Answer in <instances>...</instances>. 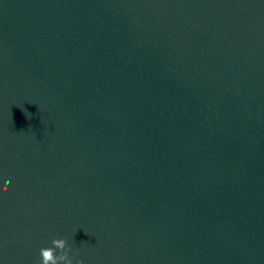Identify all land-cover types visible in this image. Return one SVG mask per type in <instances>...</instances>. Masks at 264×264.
<instances>
[{
    "label": "water",
    "instance_id": "1",
    "mask_svg": "<svg viewBox=\"0 0 264 264\" xmlns=\"http://www.w3.org/2000/svg\"><path fill=\"white\" fill-rule=\"evenodd\" d=\"M53 238L264 264V0H0V264Z\"/></svg>",
    "mask_w": 264,
    "mask_h": 264
},
{
    "label": "clouds",
    "instance_id": "2",
    "mask_svg": "<svg viewBox=\"0 0 264 264\" xmlns=\"http://www.w3.org/2000/svg\"><path fill=\"white\" fill-rule=\"evenodd\" d=\"M51 243L52 247L40 249V264H73V259L69 256L72 249L66 239L53 238ZM56 250H60L59 255ZM76 264H83V261H77Z\"/></svg>",
    "mask_w": 264,
    "mask_h": 264
}]
</instances>
